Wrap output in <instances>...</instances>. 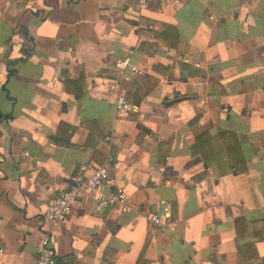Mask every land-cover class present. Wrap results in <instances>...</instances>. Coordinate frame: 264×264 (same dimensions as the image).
I'll use <instances>...</instances> for the list:
<instances>
[{
	"label": "crops",
	"instance_id": "0c3cea01",
	"mask_svg": "<svg viewBox=\"0 0 264 264\" xmlns=\"http://www.w3.org/2000/svg\"><path fill=\"white\" fill-rule=\"evenodd\" d=\"M131 49L144 74L119 80ZM0 114V264H36L83 165L129 211L77 201L50 230L59 264H264V0H0Z\"/></svg>",
	"mask_w": 264,
	"mask_h": 264
},
{
	"label": "built area",
	"instance_id": "2783aa9c",
	"mask_svg": "<svg viewBox=\"0 0 264 264\" xmlns=\"http://www.w3.org/2000/svg\"><path fill=\"white\" fill-rule=\"evenodd\" d=\"M161 1V0H158ZM168 2L169 0H162ZM137 8H145L149 0H135ZM174 9L180 6V0H171ZM140 29L152 30V26L139 25ZM134 50H129L127 55L116 61L114 71L119 80H125V73L129 70L133 74L142 76L143 69H139L131 64L130 59ZM184 64H191L194 68H199V62H192L188 58L182 59ZM115 111L118 116H128L135 112V107L130 104L124 96H118L115 101ZM111 161V160H110ZM35 164H39L35 162ZM90 166H81L68 182L65 190L49 198L46 203V210L43 215L44 222L49 226L36 246V264H59L57 255L49 244L50 230L64 223L73 206L84 197L91 198L101 210H112L117 214H125L129 211L126 193L120 187L110 188L111 178L107 167H94L88 171ZM103 187H109L106 192ZM163 217L154 216L150 219L152 225L160 227L170 222L171 207L162 202Z\"/></svg>",
	"mask_w": 264,
	"mask_h": 264
},
{
	"label": "trees",
	"instance_id": "16d2710c",
	"mask_svg": "<svg viewBox=\"0 0 264 264\" xmlns=\"http://www.w3.org/2000/svg\"><path fill=\"white\" fill-rule=\"evenodd\" d=\"M205 141H210L209 139L205 140ZM204 142V139L202 138H198L197 139V143L195 145V151H198L200 145ZM209 159H205V164L208 165Z\"/></svg>",
	"mask_w": 264,
	"mask_h": 264
},
{
	"label": "water",
	"instance_id": "95a60500",
	"mask_svg": "<svg viewBox=\"0 0 264 264\" xmlns=\"http://www.w3.org/2000/svg\"><path fill=\"white\" fill-rule=\"evenodd\" d=\"M1 117H2V116H1V114H0V119H1Z\"/></svg>",
	"mask_w": 264,
	"mask_h": 264
}]
</instances>
